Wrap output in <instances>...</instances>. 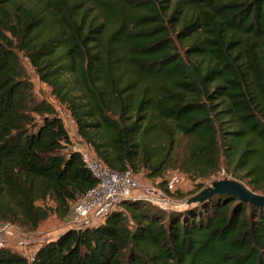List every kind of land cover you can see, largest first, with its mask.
<instances>
[{
	"label": "trees",
	"instance_id": "16d2710c",
	"mask_svg": "<svg viewBox=\"0 0 264 264\" xmlns=\"http://www.w3.org/2000/svg\"><path fill=\"white\" fill-rule=\"evenodd\" d=\"M20 54L109 167L264 195V0H0V223L34 232L97 182ZM0 264H264V207L128 200Z\"/></svg>",
	"mask_w": 264,
	"mask_h": 264
},
{
	"label": "built area",
	"instance_id": "2783aa9c",
	"mask_svg": "<svg viewBox=\"0 0 264 264\" xmlns=\"http://www.w3.org/2000/svg\"><path fill=\"white\" fill-rule=\"evenodd\" d=\"M72 139L71 137V151L81 156L84 166L97 184L72 204L67 220V230H85L98 226L104 223L107 217L124 201L128 200H143L168 210L165 205L169 201L165 200L160 191L144 188L131 170L122 172L106 165L82 138L79 137L78 143ZM20 230L13 223H1L0 250L12 249L14 245L17 249H22L26 242L16 240L14 237L16 233L21 232Z\"/></svg>",
	"mask_w": 264,
	"mask_h": 264
},
{
	"label": "rangeland",
	"instance_id": "374dc122",
	"mask_svg": "<svg viewBox=\"0 0 264 264\" xmlns=\"http://www.w3.org/2000/svg\"><path fill=\"white\" fill-rule=\"evenodd\" d=\"M21 61L26 68L31 82L33 83L34 95L40 100H46L51 103L57 110L59 116L62 118L65 128L68 131L70 137H72L75 143L79 142V136L77 133V127L74 120L71 117L70 112L63 106L59 105L55 97L52 95L51 89L42 81H40L35 70L31 67L28 60L25 59L23 54H20ZM140 183L144 188L156 189L157 192L164 196L166 201H169L165 206L168 209H181L187 206V201L199 194L204 189L211 187L216 181L221 180H235L247 186V182H242L239 179L233 177V175L222 169L218 174L210 179L196 180L188 175H185L177 170L168 171L163 178H151L148 172L135 173ZM250 190L251 188L248 187ZM262 195V194H261ZM68 219V218H67ZM64 222V223H63ZM61 221L56 215L51 216L48 220L40 225L43 233L22 231L15 234L16 240H23L26 244L22 249H17L16 245L12 246V249L17 250L19 253L25 256H31L34 253V249L37 246L43 244L48 240L55 239L60 229L67 227V221ZM61 223H63L61 227ZM61 232V231H60Z\"/></svg>",
	"mask_w": 264,
	"mask_h": 264
},
{
	"label": "water",
	"instance_id": "95a60500",
	"mask_svg": "<svg viewBox=\"0 0 264 264\" xmlns=\"http://www.w3.org/2000/svg\"><path fill=\"white\" fill-rule=\"evenodd\" d=\"M219 194H229L241 201L264 207V195L253 192L240 182L228 179L214 182L211 187L204 189L196 196L190 198L187 201V206L198 203L202 204L212 196Z\"/></svg>",
	"mask_w": 264,
	"mask_h": 264
},
{
	"label": "crops",
	"instance_id": "0c3cea01",
	"mask_svg": "<svg viewBox=\"0 0 264 264\" xmlns=\"http://www.w3.org/2000/svg\"><path fill=\"white\" fill-rule=\"evenodd\" d=\"M72 140H73V139H72ZM67 220H68V219H66V221H67ZM61 221L63 222V221H65V220H61ZM63 223H64V222H63ZM63 223L60 224L61 227H62ZM0 224H1V223H0ZM42 229H43V228H42ZM42 229L39 227V229H38L36 232H38V234H41V233H43ZM66 230H67V228H66V229H65V228L60 229L58 235H60L61 233H63V232L66 231ZM60 231H61V232H60ZM58 235H57V236H58ZM57 236H56V237H57ZM39 247H40V245L37 246V248L34 249V253L38 250Z\"/></svg>",
	"mask_w": 264,
	"mask_h": 264
}]
</instances>
